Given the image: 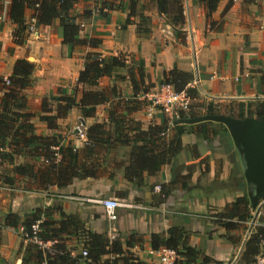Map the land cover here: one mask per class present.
<instances>
[{
  "label": "crops",
  "instance_id": "obj_1",
  "mask_svg": "<svg viewBox=\"0 0 264 264\" xmlns=\"http://www.w3.org/2000/svg\"><path fill=\"white\" fill-rule=\"evenodd\" d=\"M9 1L0 0V78L10 76L16 60L31 59L28 61L33 64L32 86L25 90V95L35 115L32 123L37 134H60L61 143L83 149L84 142L75 136L76 125L82 122L87 127L94 122H106V111L118 98L112 104L98 105L92 117H83L78 106H74L65 118L58 120L56 130L47 128L38 118L44 114L40 109L43 98H48L49 106L54 107L50 97L70 94L76 89L79 98L83 91L114 83L121 90V99H138L141 90L159 85L163 72L174 67L193 75L188 86L196 89L199 102L212 103L220 110L212 114H226L229 103L264 101V85L259 80L264 72V0H220L211 18L205 17L199 4L184 0L183 41L176 37L152 0H139L131 16L127 0H116L112 9L85 19L81 17L82 12L90 5L80 2L73 13L77 16L76 22L81 24L80 35L100 40L94 48L63 44L58 20L51 26H39L33 21L25 44L14 45L15 25L8 18ZM29 13L27 20L31 21ZM88 51L98 52L102 57L124 56L127 68L134 67L132 77L141 83L135 89L140 92L137 97L127 69L100 78L99 85L90 88L78 84V74ZM116 75L124 79H116ZM144 109L143 102L132 115L141 122L142 129L151 123L172 127L168 116L159 109L151 118L146 117ZM183 125L186 126L181 151L157 175H146L136 186L130 183L123 177L120 161L125 163L126 152L121 150L115 155L118 169L110 164L114 154L110 155L109 163L103 165L97 177L72 178L66 186H50L46 191L23 183L15 188L0 187V222L10 212L24 216L48 209L52 220L61 218L60 211L74 214L85 229L106 233L109 239L118 238L123 249L133 253L141 264H157V256L151 252L156 250L150 245L151 235L167 236L169 228L174 227L198 251L192 263L187 264H239L248 236L240 247H236L235 240L239 238L237 230L245 222L234 230L237 235L234 236V231H226L216 220L217 213L225 206L237 197L247 196L248 185L240 156L223 124L204 121ZM107 197L131 206L118 207L117 218L111 221L102 205L95 201ZM262 214L259 212L256 220L251 219L254 224L249 227L250 233ZM20 228L19 225L1 229L0 264H21L26 244ZM132 235L139 242L127 247L125 244ZM67 247L72 254L81 250L76 234L67 239ZM179 257L181 264H186L183 254Z\"/></svg>",
  "mask_w": 264,
  "mask_h": 264
},
{
  "label": "trees",
  "instance_id": "obj_2",
  "mask_svg": "<svg viewBox=\"0 0 264 264\" xmlns=\"http://www.w3.org/2000/svg\"><path fill=\"white\" fill-rule=\"evenodd\" d=\"M115 1L10 0L8 18L15 25L13 43L20 46L25 44L30 32L28 30L30 21L27 20L29 11L30 19L34 18L39 26H51L58 20L63 44H70L73 47H97L100 44L98 38L80 35L81 24L76 22L77 16L73 13V8L80 2H88L90 7L85 9L81 16L85 19L96 12H107L115 7ZM152 1L158 13L171 25L176 37L183 41L184 0ZM193 1L203 7L206 18H211L220 2V0ZM127 2L128 15H134L139 0ZM226 9L227 6L223 13ZM218 28L219 26L215 27ZM133 68H127L125 57L122 55L102 57L98 52L88 51L77 83L90 88L99 85L100 78L111 77L114 72L127 69L137 97L140 92H135V89H138L141 83L132 77ZM136 69L141 76V68ZM32 72L33 64L30 61L18 59L13 65L12 73L7 77L8 83L0 78V187L15 188L17 184L23 183V186L28 185L46 191L50 186L64 187L72 178L97 177L103 165L109 163L110 155L114 154L110 158V164H115L113 169H118L119 161H115V155L121 150L126 152L125 163L123 160L120 161L123 177L136 186L146 175H157L161 167L171 163L181 151V137L186 125L174 124L169 128L151 123L146 129H142L141 122L132 115L142 107L143 102L137 98L121 99V90L114 83L100 89L83 91L79 98L76 89L70 94L50 97L54 107L49 106L48 98L41 100L40 109L44 114H40L38 118L47 128L56 130L58 120L65 118L74 106H78L83 117H92L98 105L112 104L118 98L116 103L107 109L106 122H94L86 127L87 142L83 149L79 150L71 144L61 143L60 134H37L32 123L35 115L29 110L25 95V90L32 86ZM115 78L124 79L120 75H116ZM192 78L190 72L177 67L164 71L161 78V83L171 84L175 91L185 90L191 98L189 112L187 114L180 112L179 118L219 112L220 110L212 103L204 104L198 101L196 89L188 86ZM259 80L264 85V72L261 73ZM224 113L235 118L262 117L264 101L229 103ZM168 128L169 133L166 135ZM101 151L103 154L100 156ZM153 187L154 185L151 186L152 189ZM261 207L264 208V204ZM251 210L248 197L240 196L217 213L216 221L226 231H234L240 228L241 223L252 219ZM48 213V209L44 212L35 210L24 216L10 212L0 222V232L3 227L16 228L19 225L25 232H29L31 224L39 220V237L44 241H54L53 253L41 249L37 244L26 243L21 264H141L133 253L123 249V244L118 238L109 239L106 233L85 229L74 214L60 211L61 218L52 220ZM181 233L183 234L181 230L172 227L169 228L167 236L153 233L149 242L153 249L161 246L174 248L178 254H183L186 264L192 263L198 251L181 238ZM74 234L79 240L81 250L72 254V250L67 247V239ZM263 241L264 213L244 242L239 264H253L262 249ZM133 242H139L134 235L129 237L125 245L128 247ZM84 249L87 251L85 256L82 255Z\"/></svg>",
  "mask_w": 264,
  "mask_h": 264
},
{
  "label": "built area",
  "instance_id": "obj_3",
  "mask_svg": "<svg viewBox=\"0 0 264 264\" xmlns=\"http://www.w3.org/2000/svg\"><path fill=\"white\" fill-rule=\"evenodd\" d=\"M94 1V0H93ZM34 18H31L29 23V29H33ZM5 83H8L7 77L4 78ZM138 99L144 102L145 105V115L146 117L151 118L156 109H159L165 113L170 121V126H173V121L179 119V113H188L190 110L191 98L185 90L175 91L171 84L169 83H160L159 85L151 88L149 90L142 91ZM86 126L84 123L79 122L75 127V136L79 140L83 141L84 144L87 142L86 139ZM95 201L102 205L105 215L109 220H115L117 218V208L120 206H131L128 203H122L115 198H99ZM259 210V209H258ZM256 210V215L259 213ZM250 222L251 226L254 224ZM40 221L37 220L30 226V231L25 232L24 228H20L22 241L26 244L28 242L37 244L41 249H46L49 252L53 253L52 245L54 241L42 240L38 233L40 231L39 226ZM250 232V230H249ZM247 233V236L249 234ZM246 236V237H247ZM263 246L259 254L256 256L255 262L253 264H264V241ZM152 253H155L157 256V264H181V258L174 248L170 247H160L156 250H151ZM87 251L82 250V255L85 256Z\"/></svg>",
  "mask_w": 264,
  "mask_h": 264
},
{
  "label": "water",
  "instance_id": "obj_4",
  "mask_svg": "<svg viewBox=\"0 0 264 264\" xmlns=\"http://www.w3.org/2000/svg\"><path fill=\"white\" fill-rule=\"evenodd\" d=\"M204 121L219 122L225 126L243 164L250 205L258 210L264 202V116L235 118L226 114H201L179 118L174 124Z\"/></svg>",
  "mask_w": 264,
  "mask_h": 264
},
{
  "label": "rangeland",
  "instance_id": "obj_5",
  "mask_svg": "<svg viewBox=\"0 0 264 264\" xmlns=\"http://www.w3.org/2000/svg\"><path fill=\"white\" fill-rule=\"evenodd\" d=\"M28 30L31 32L30 29H28ZM28 106H29V104H28ZM29 108L31 110V107L30 106H29ZM69 129L70 128H67V130H69ZM67 130H66V132H67ZM262 204H264V202H262L261 205ZM251 208H252V210H251L252 211V215H254L252 218L256 220V209H257V207L255 206L254 208L253 207H251ZM259 209H260V207H259ZM259 212L264 213V208L261 207V209L259 210ZM252 221L253 220H250L251 223H252ZM250 222H245L244 223V227L243 228H240L239 230H237L238 231V237L239 238L235 240L236 241V247H238V246L240 247V244L242 245V243L244 242L247 233L249 232L250 228L252 227L251 224H250ZM232 234L234 236H237L235 231ZM249 234H250V232H249Z\"/></svg>",
  "mask_w": 264,
  "mask_h": 264
}]
</instances>
